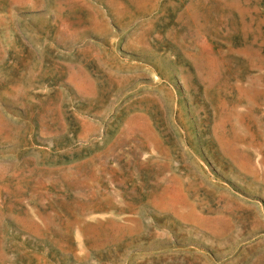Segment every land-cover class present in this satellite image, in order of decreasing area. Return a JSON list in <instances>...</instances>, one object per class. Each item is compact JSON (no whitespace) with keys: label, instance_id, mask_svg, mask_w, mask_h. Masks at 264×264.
Instances as JSON below:
<instances>
[{"label":"rangeland","instance_id":"obj_1","mask_svg":"<svg viewBox=\"0 0 264 264\" xmlns=\"http://www.w3.org/2000/svg\"><path fill=\"white\" fill-rule=\"evenodd\" d=\"M0 264H264V0H0Z\"/></svg>","mask_w":264,"mask_h":264},{"label":"bare ground","instance_id":"obj_2","mask_svg":"<svg viewBox=\"0 0 264 264\" xmlns=\"http://www.w3.org/2000/svg\"><path fill=\"white\" fill-rule=\"evenodd\" d=\"M231 223H232V221H231ZM233 224H234V222H233ZM241 225H242V224H241ZM241 225H239V226L241 227ZM236 226H237V225H236ZM237 228H238V227H237ZM242 229H243V228H242ZM244 229H245V228H244ZM244 232H246V231H244ZM262 248H263V247H262ZM262 248H261V249H262Z\"/></svg>","mask_w":264,"mask_h":264}]
</instances>
